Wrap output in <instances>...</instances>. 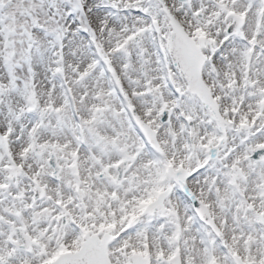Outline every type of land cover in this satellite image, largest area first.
I'll list each match as a JSON object with an SVG mask.
<instances>
[{
  "label": "snow or ice",
  "instance_id": "snow-or-ice-1",
  "mask_svg": "<svg viewBox=\"0 0 264 264\" xmlns=\"http://www.w3.org/2000/svg\"><path fill=\"white\" fill-rule=\"evenodd\" d=\"M0 264H264V0H0Z\"/></svg>",
  "mask_w": 264,
  "mask_h": 264
}]
</instances>
